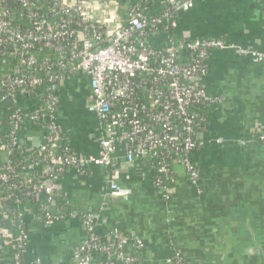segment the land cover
<instances>
[{
  "label": "built area",
  "instance_id": "2783aa9c",
  "mask_svg": "<svg viewBox=\"0 0 264 264\" xmlns=\"http://www.w3.org/2000/svg\"><path fill=\"white\" fill-rule=\"evenodd\" d=\"M196 1H169L159 15H151L146 11L147 1L137 0L121 16L114 0H0V59L9 58L19 65L13 73L0 72V99L11 101L9 142L1 144L0 139V147L7 153L0 168V260L8 244L12 246L11 264H40L38 259L33 263L22 260L28 236L9 217L10 209L15 208L21 219L22 196L36 201L45 225L65 220L54 213L62 170L68 167L85 175L91 166L111 168L120 144L125 145L127 162L148 159L155 188L162 194L169 185L163 186L159 176H169L165 159L170 157L185 169L191 187L199 185L200 174L190 155L205 144L200 131L208 121L205 110L221 103L207 89V61L213 49L234 46L220 39L177 38L179 17ZM111 5L116 6L114 29L105 18L107 12L100 10ZM158 37L164 38L161 48L153 43ZM236 50L255 62L264 60V53ZM20 67L32 72L23 74ZM76 74L89 81L87 109L98 122L97 156H62L55 144L49 145L60 140L62 133L56 120L59 88L66 76ZM34 90L45 91L46 108L23 114L18 99L32 98ZM27 120L46 125L48 132H43L34 161L22 166L17 185L12 182L16 173L8 157L18 146ZM257 139L264 146V132ZM20 157L18 161H24ZM108 189L106 197L128 194L113 182ZM14 198V204L7 205ZM82 217L87 235L74 255L76 264H96L99 257L102 264H139L136 254L125 252L130 243L127 237L115 230L103 239L95 230L94 217ZM9 224L12 230L6 227ZM135 245L140 249L139 242ZM168 263L183 264L176 254Z\"/></svg>",
  "mask_w": 264,
  "mask_h": 264
},
{
  "label": "crops",
  "instance_id": "0c3cea01",
  "mask_svg": "<svg viewBox=\"0 0 264 264\" xmlns=\"http://www.w3.org/2000/svg\"><path fill=\"white\" fill-rule=\"evenodd\" d=\"M118 1L123 16L127 11L122 5L130 0ZM100 8L114 29L116 6ZM175 35L220 39L234 46L213 49L207 61L206 86L221 103L208 112L202 133L206 143L190 155L199 185L191 187L176 162L173 181L162 194L153 185L148 159L127 162L125 145L120 144L111 168L91 166L85 175L71 169L61 173L57 191L77 214L44 225L20 207L28 236L26 262L76 264L74 255L87 235L81 214L90 213L99 237L122 233L130 240L125 252L136 254L139 264H170L175 254L183 264H264V146L257 139L264 132V60L255 62L236 50L264 53V0H197L181 14ZM163 42V37L153 39L157 48ZM89 93L86 77L66 76L56 111L60 130L81 157L99 151L98 122L87 109ZM10 106V99H0L2 133L8 129ZM17 107L28 115L36 110V102L20 97ZM42 137V126L25 125L20 158L36 153ZM6 158L0 147V161ZM110 182L128 194L106 197ZM6 227L12 230L10 224ZM4 251L1 264H10L12 247L7 244Z\"/></svg>",
  "mask_w": 264,
  "mask_h": 264
},
{
  "label": "trees",
  "instance_id": "16d2710c",
  "mask_svg": "<svg viewBox=\"0 0 264 264\" xmlns=\"http://www.w3.org/2000/svg\"><path fill=\"white\" fill-rule=\"evenodd\" d=\"M116 1H118V0H116ZM135 1H137V0H130V2L128 0L129 3H126L125 6L123 4L122 5V7H123L122 9H126V11H127V9H129V7ZM146 1H147V10L146 11H147L148 14H151V15H159L161 13V8L162 7L170 5L169 0H146ZM118 2L122 3L121 0H119ZM18 66L19 65L17 64V62L15 60H12V59H9V58L0 59V72L1 73L2 72L13 73L14 68H16ZM20 70L21 71L23 70L22 71L23 74H29V73L32 72L31 70H28L25 67H20ZM55 71H56V73H58L57 70H55ZM44 92L45 91L34 90L33 93H32V98L31 99H33L36 102V109L38 111H41L44 108H46V100L42 97V94ZM194 110L198 111L199 107L195 106ZM205 112H206V115H208L209 111L205 110ZM31 124H37L39 126H42L43 132H48V130L46 128V125H43L42 123H39V122L38 123H34V122H30V121L27 120L26 124H24L23 127H25V125L28 126V125H31ZM207 125H208V121H207L205 127L200 129V131L203 130L202 132H204L206 127H207ZM0 139H1V144H5L6 145L9 142L7 131L5 133H3L2 135H0ZM52 144H55V146H57V148L61 151L60 155H62V156H70V155L73 154V152H72V150H71V148L69 146V143H68L66 137L63 135V133L60 134V140H58L56 143H53V142L49 143V145H52ZM23 149H24V147L21 145L20 138H19L18 146L15 147L12 150L11 154L8 157V160L10 161V163L15 167V173H16V177L13 178L12 182L14 184H17V185H19V183H17V181H19L21 179L19 174L22 175V169H21L22 166L27 165V164L31 163L32 161H34L36 153H37L36 152V153H34V154L30 155V156H27V157H25L24 161L19 162L18 159H17V156L20 154V152ZM174 161H176L174 157H170L168 159H165V162L168 165L167 168L169 169L168 170L169 171V176H166V177L159 176L163 186H167V185L172 183L171 180L173 181L172 167L177 162V161L176 162H174ZM4 163H5V161H0V168L2 166H4ZM153 163H154V161H153ZM42 166H44V164ZM66 169H68V167L64 168V170H62L61 173H63V171H65ZM61 173H60V175H61ZM60 175H59V177H60ZM186 178L188 179L187 174H186ZM155 179H154V174H153V185H154V187H156L155 183H154ZM21 188H22L23 192L27 191L26 185H23V187H21ZM22 200H23L22 201L23 202L22 208L24 207V208H26V210L31 211L34 214L35 219L39 223L45 225L46 224V218L44 217L42 211L39 210L36 207V203H35L36 201L32 197H27V196H22ZM54 200L56 202L55 203L56 207H55V212H54L55 214L63 215L64 217H66L68 219L70 217H72L73 215L77 214V212L73 208H71L69 201L65 200L60 193L57 192L55 194ZM14 202H15V198L13 199V201L8 203L7 205H12V204H14ZM10 210L11 211L9 212V217L13 221L14 225L17 226L18 228H20V230L25 232L24 227L22 226L21 220L19 219V217H17V212L18 211H16L15 208L10 209ZM15 212H16V214H15ZM83 214L90 215V213H83ZM83 214H81V215H83ZM95 230L97 231V229H95ZM9 247H12V246L9 245ZM22 260H25V259H22ZM1 261H3L2 258L0 260V264H1ZM102 262H103V259L101 257H99V259H96V264H102ZM10 264H11V259H10Z\"/></svg>",
  "mask_w": 264,
  "mask_h": 264
},
{
  "label": "water",
  "instance_id": "95a60500",
  "mask_svg": "<svg viewBox=\"0 0 264 264\" xmlns=\"http://www.w3.org/2000/svg\"><path fill=\"white\" fill-rule=\"evenodd\" d=\"M169 1H171V2H172L173 0H169ZM41 145H42V142L40 143V145H39V146H37V147H38V149L40 148V146H41Z\"/></svg>",
  "mask_w": 264,
  "mask_h": 264
}]
</instances>
